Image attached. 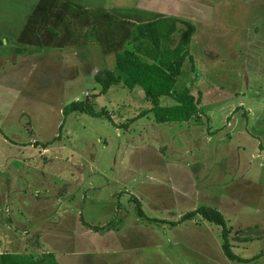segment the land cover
I'll return each instance as SVG.
<instances>
[{
    "label": "rangeland",
    "instance_id": "obj_1",
    "mask_svg": "<svg viewBox=\"0 0 264 264\" xmlns=\"http://www.w3.org/2000/svg\"><path fill=\"white\" fill-rule=\"evenodd\" d=\"M131 4L0 0V252H52L58 264H222L225 237L241 248L227 225L244 219L262 226L252 264H264V0H134V10L113 9L135 11L120 20L128 25L103 10ZM75 5L93 8L92 22ZM164 15L195 26L174 93L188 87L201 102L189 120L157 123L139 87L101 93L95 78L114 69L133 22ZM87 97L111 120L64 117ZM205 203L223 214L226 236L199 214L181 219Z\"/></svg>",
    "mask_w": 264,
    "mask_h": 264
},
{
    "label": "trees",
    "instance_id": "obj_2",
    "mask_svg": "<svg viewBox=\"0 0 264 264\" xmlns=\"http://www.w3.org/2000/svg\"><path fill=\"white\" fill-rule=\"evenodd\" d=\"M178 22L184 24L185 28H178ZM49 30L56 36L53 29ZM194 32L195 26L192 22L179 19L174 15H164L134 23L124 47L114 52V69H106L103 76L97 75L95 78L101 86L100 92H106L119 82L129 90L139 87L146 100L150 101L151 108L147 111L152 112L157 123L189 120L199 112L201 94L194 96L188 87L182 88L178 93H174V90L181 67L190 55L188 47ZM162 97H172L174 102L162 104ZM92 102L94 101L88 97L84 100H73L63 107L62 113L64 117L72 112H80L93 117H107L111 120L106 109H96ZM59 137L56 136L54 139ZM137 212L140 216H144L139 203ZM195 214L220 225L223 228V235L226 236L228 229L225 227V218L218 209L201 205L185 212L181 219L191 218ZM91 227L95 230L100 228L97 225H91ZM222 250L230 260H244L232 251L226 237L222 243ZM0 264L58 263L52 252L40 256L27 252H0Z\"/></svg>",
    "mask_w": 264,
    "mask_h": 264
},
{
    "label": "crops",
    "instance_id": "obj_3",
    "mask_svg": "<svg viewBox=\"0 0 264 264\" xmlns=\"http://www.w3.org/2000/svg\"><path fill=\"white\" fill-rule=\"evenodd\" d=\"M128 3H132V4H131V6H129V7L127 6L126 8H122V6H119L117 8H110V7L108 9H105L104 8L103 10H104L105 14H107L108 16H111V17L115 16L119 20L120 23H125L126 25H128V24H130V22H127V21L122 22L120 20L123 19V18L129 19L128 18V14H129V16L134 17V14L133 13L135 11H133V13L132 12H127V11L115 13V11L113 10V9H119V10H127V9H130V10H134V8H133L134 7V0H128ZM74 7H76V10H79V11L82 12V14L80 15V17L86 18L87 22H89V21L92 22V19H93V11H95L93 8L91 9L88 6H82V5H75ZM57 12L58 13H54V12L52 13L51 12L53 14L52 17H57L58 16L59 17V20H62L63 21L65 19L64 15L61 12H59V11H57ZM47 14H49V13H46V15ZM118 16H121V17L118 18ZM72 17L73 18H71V16L69 17L68 23L74 25V23H76V21H75L76 20V17L73 16V15H72ZM48 22L44 23L43 25L48 26V27H52V25L49 24ZM137 22L138 21L133 22L132 24L137 23ZM65 28L66 29H69L68 27H65ZM54 31L55 32H58L57 30H54ZM44 32H47V31H44ZM67 32L68 33H66V34L69 35V39H70V37H71V35H70L71 34V31L70 30H67ZM56 37L57 38L59 37V36H57V33H56ZM21 39L22 38L20 36H18L16 38L17 41L18 40H21ZM34 41H37L36 38H35ZM205 205H207V203H205ZM216 209H217V207H216ZM248 212L251 215V211L248 210ZM238 217L240 218L241 216L238 215ZM230 225L232 226L231 227V230H233V229L236 230L237 242H238L239 246L241 247L240 250L237 251V253H235L233 250L232 251L235 254L239 255L244 260L243 261L242 260H230V259H228L225 256V254H223L225 260H223V263L222 264H239L238 262H246L245 264H250V263L252 264L254 262L253 261V258L256 255L255 252H254V250H255V248H259V246L256 247L255 242L258 239L260 241V238H261L262 233H263V231H262L263 229H262L261 224L260 223L257 224L255 221L253 223H251V222L245 221L244 219H241V222H240V224L238 226L234 227L233 224H229V225H227V227L229 228ZM252 238H254V239H252ZM247 243H248V248L253 249V252L252 251H248ZM213 244H215V243H213ZM219 252L222 254L221 251H219ZM227 260H229L230 262L227 261ZM236 261H238V262H236ZM210 264H218V263H217L216 259H214V260L211 259Z\"/></svg>",
    "mask_w": 264,
    "mask_h": 264
}]
</instances>
